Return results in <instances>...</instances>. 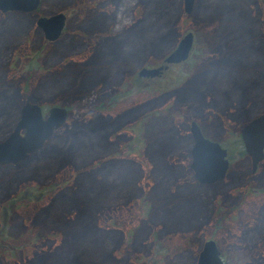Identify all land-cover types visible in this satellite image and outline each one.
I'll return each mask as SVG.
<instances>
[{
  "label": "rangeland",
  "instance_id": "374dc122",
  "mask_svg": "<svg viewBox=\"0 0 264 264\" xmlns=\"http://www.w3.org/2000/svg\"><path fill=\"white\" fill-rule=\"evenodd\" d=\"M193 2L0 10V139L24 101L67 109L40 147L0 163V264H195L211 237L222 264H264V157L253 169L239 151L264 107V0ZM58 11L47 40L35 19ZM189 30L187 62L137 76ZM191 120L226 147L224 177L194 178Z\"/></svg>",
  "mask_w": 264,
  "mask_h": 264
},
{
  "label": "water",
  "instance_id": "95a60500",
  "mask_svg": "<svg viewBox=\"0 0 264 264\" xmlns=\"http://www.w3.org/2000/svg\"><path fill=\"white\" fill-rule=\"evenodd\" d=\"M39 0H0V10H33ZM184 10L189 12L193 0H183ZM36 25L42 30L45 39H55L64 24V14L61 11L52 12L47 16L39 15ZM195 35L192 30L182 34L175 47L163 57L157 66H140L138 76H157L168 68L170 63H179L188 58ZM18 116L8 135L0 139V163L17 162L26 157L32 150L40 147L45 138L53 130L63 124L66 107L52 104L42 112V107L29 100L19 105ZM189 131L192 136L190 148V167L194 178L200 182H213L224 177L229 158L227 149L221 143L205 136L196 120H191ZM240 136L245 153L250 157L252 168L264 157V107L260 113L240 126ZM195 264H222V258L213 238L205 239L198 253Z\"/></svg>",
  "mask_w": 264,
  "mask_h": 264
},
{
  "label": "flooded vegetation",
  "instance_id": "af4514ba",
  "mask_svg": "<svg viewBox=\"0 0 264 264\" xmlns=\"http://www.w3.org/2000/svg\"><path fill=\"white\" fill-rule=\"evenodd\" d=\"M188 58H189V56H188ZM187 58V59H188ZM187 59H185V60H187ZM185 60H182L183 62L185 61ZM170 64H177V63H170ZM170 66V65H169ZM168 66V67H169ZM160 74V73H159ZM137 76H138V74H137ZM158 76V75H157ZM140 77V76H139ZM66 114H67V109H66ZM199 124V123H198ZM202 130V129H201ZM203 132V131H202ZM239 132H241L240 131V127H239ZM189 134H190V131H189ZM240 134V133H239ZM204 135L205 136H208V135H206L205 133H204ZM208 137H210V136H208ZM211 138V137H210ZM240 138H241V136H240ZM211 139H213V140H215L214 138H211ZM215 141H217V140H215ZM217 142H219L220 143V141H217ZM221 145L223 146V144L221 143ZM223 147H225V146H223ZM226 148V147H225ZM228 154V153H227ZM212 238V237H211ZM211 238H208V239H211ZM216 243V242H215ZM217 248H218V245H217ZM219 254H220V256H221V253H220V251H219Z\"/></svg>",
  "mask_w": 264,
  "mask_h": 264
},
{
  "label": "trees",
  "instance_id": "16d2710c",
  "mask_svg": "<svg viewBox=\"0 0 264 264\" xmlns=\"http://www.w3.org/2000/svg\"><path fill=\"white\" fill-rule=\"evenodd\" d=\"M261 28L263 29V28H264V26L262 27V25H261ZM261 28H260V29H261ZM186 62H187V60H186ZM249 119H250V117H249ZM249 119H248V120H249ZM9 130H10V129H9ZM239 151H240L241 153H243V154H246V153H245V150H244V148H243V146L240 148V150H239ZM26 243H27V242H24V244H23V245H26ZM0 246H1V247L3 246L5 249H7V246H6V244H1Z\"/></svg>",
  "mask_w": 264,
  "mask_h": 264
}]
</instances>
